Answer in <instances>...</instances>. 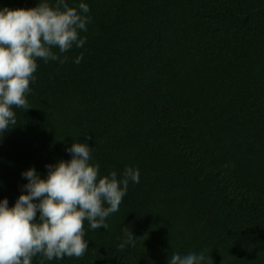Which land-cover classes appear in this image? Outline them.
I'll return each mask as SVG.
<instances>
[{"label": "trees", "instance_id": "trees-1", "mask_svg": "<svg viewBox=\"0 0 264 264\" xmlns=\"http://www.w3.org/2000/svg\"><path fill=\"white\" fill-rule=\"evenodd\" d=\"M85 2L86 44L63 64L37 61L29 108L0 139V197L11 206L22 171L46 175L78 139L101 174L132 166L140 182L107 230L85 222L84 256L32 264H167L201 250L207 264H264V0Z\"/></svg>", "mask_w": 264, "mask_h": 264}, {"label": "clouds", "instance_id": "clouds-1", "mask_svg": "<svg viewBox=\"0 0 264 264\" xmlns=\"http://www.w3.org/2000/svg\"><path fill=\"white\" fill-rule=\"evenodd\" d=\"M89 12L85 0L0 6V139L17 125L14 108H29L26 97L37 61L63 64L65 53L86 44L81 33L92 22ZM83 59L80 53L74 63ZM65 150L70 158L47 163L46 175L33 166L22 171L26 183L11 206L7 197H0V264H32L38 255L47 261L84 256L89 247L85 222L89 230H107L106 221L119 211L129 185L140 182L139 169L132 166L101 174L87 142L78 139ZM135 243L128 235L118 249L123 254ZM208 259L203 250L174 252L167 264H207Z\"/></svg>", "mask_w": 264, "mask_h": 264}]
</instances>
